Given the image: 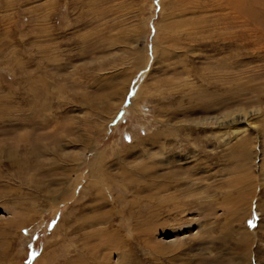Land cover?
<instances>
[{
    "label": "rangeland",
    "instance_id": "1",
    "mask_svg": "<svg viewBox=\"0 0 264 264\" xmlns=\"http://www.w3.org/2000/svg\"><path fill=\"white\" fill-rule=\"evenodd\" d=\"M229 1L0 0V264H264V0Z\"/></svg>",
    "mask_w": 264,
    "mask_h": 264
},
{
    "label": "bare ground",
    "instance_id": "2",
    "mask_svg": "<svg viewBox=\"0 0 264 264\" xmlns=\"http://www.w3.org/2000/svg\"><path fill=\"white\" fill-rule=\"evenodd\" d=\"M230 1H233V0H230ZM229 1V2H230ZM248 2H250V0H247ZM238 2L240 3V5H239V7H241V9H244V10H246V12L247 13H249V11H250V6L249 5H245L247 2H245L244 0H234L233 1V7H234V5L235 4H237V6H238ZM232 3V2H231ZM236 6V7H237ZM245 12V11H244ZM245 12V13H246ZM234 13V12H233ZM250 14V13H249ZM234 15V14H233ZM247 17V16H246ZM239 20V19H238ZM130 82V81H129ZM140 89H141V87L139 88V93H138V97L135 99V100H133V102L134 103H136V101L138 100V98L140 97ZM127 93H128V88H127V92H125V94H124V96H126L127 95ZM125 98V97H124ZM124 98H123V100L121 101V103L119 104V106L123 103V101H124ZM220 118V117H219ZM240 118V117H239ZM210 119H212V118H210ZM227 120H229V119H225V116L223 117V119L221 120V118H220V120L217 118V119H215V120H211V123H214L215 125H217V127L218 126H222V125H225V124H227V123H229V124H227L228 126H229V133L230 134H235V135H238L240 132H245V131H247V130H249V126H250V123H248V122H242V123H239L238 122V119L237 118H233V119H231V120H229V121H227ZM199 121L202 123V118L201 119H199ZM238 122V123H237ZM210 124V123H209ZM239 124H241V125H239ZM200 126H201V124H200ZM227 126V127H228ZM202 128V127H201ZM245 222H246V220H245ZM244 222V223H245ZM246 227V226H245ZM245 234L244 235H246V236H249L250 234L249 233H247V231H245L244 232ZM251 244V243H250ZM249 244V245H250ZM246 255H248V257H249V262H250V264H252V260H253V253L252 254H250V253H248V254H246ZM41 259V258H40ZM40 261H42V260H40ZM247 261V260H246ZM256 262H257V260H256Z\"/></svg>",
    "mask_w": 264,
    "mask_h": 264
}]
</instances>
